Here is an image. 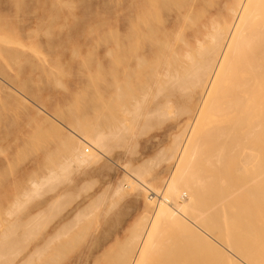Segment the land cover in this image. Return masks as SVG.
Listing matches in <instances>:
<instances>
[{
  "label": "bare ground",
  "instance_id": "6f19581e",
  "mask_svg": "<svg viewBox=\"0 0 264 264\" xmlns=\"http://www.w3.org/2000/svg\"><path fill=\"white\" fill-rule=\"evenodd\" d=\"M169 1L131 0L112 20L109 136L137 131L140 105L124 87L143 66L151 75L145 116L165 119L178 118L181 110L188 113L175 120L171 144L159 151L169 155L167 175H146L154 158L137 164L125 161L122 179L102 193L133 195L146 206V215L120 240L116 264H264V0H184L172 20ZM168 87L185 95L183 105L172 106L173 101L164 99ZM69 124L63 141L68 154L57 168L30 179L34 195L63 180L71 167L101 173L108 162H115L103 130ZM148 191L155 196L149 197ZM41 213L32 216L23 238L27 251H20L14 264H56L63 247L77 237L68 236L74 221L42 232ZM161 227L174 233L156 243ZM92 237L68 264H87L109 241ZM171 237L184 240L188 251L179 255L175 248L164 249Z\"/></svg>",
  "mask_w": 264,
  "mask_h": 264
},
{
  "label": "rangeland",
  "instance_id": "374dc122",
  "mask_svg": "<svg viewBox=\"0 0 264 264\" xmlns=\"http://www.w3.org/2000/svg\"><path fill=\"white\" fill-rule=\"evenodd\" d=\"M183 1H169L170 20ZM130 2L0 0V76L6 80H0V264H14L17 254L27 251L24 232L32 216L39 212H42L39 217L42 232L47 233L51 225L74 221L68 236L76 234L77 237L63 247L56 264H68L78 256L89 236L96 239L106 236L109 241L87 264H116L120 240L146 215V206L133 195L107 194L104 197L102 193L122 179L121 166L125 161L137 164L151 157L155 163L147 176L163 177L168 173L169 155L161 156L159 151L171 144L175 120L187 117L188 113L180 109L178 118L145 116L149 112L146 94L151 82L146 66L138 68L124 87L129 98L138 100L140 105L137 131L130 135L111 134L112 137L107 133L106 114L112 91L108 51L112 20L114 14L124 12ZM13 87L65 125L48 118ZM162 96L166 101H173L172 106L183 105L185 99L184 94L171 87ZM69 122L103 130L107 134L105 138L108 136L112 159L118 164L108 162V168L101 173H90L87 167H71L63 180L35 192L39 196L34 195L30 192L33 189L30 179L47 173L49 168H57L68 154L63 141L68 135ZM147 194L155 196L152 191ZM92 199L94 202L88 211L80 213ZM147 216H151L150 211ZM157 233L156 243H164L165 236L174 231L161 227ZM175 240L171 237L163 248H175L179 255L188 251L184 240Z\"/></svg>",
  "mask_w": 264,
  "mask_h": 264
}]
</instances>
